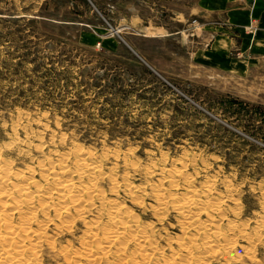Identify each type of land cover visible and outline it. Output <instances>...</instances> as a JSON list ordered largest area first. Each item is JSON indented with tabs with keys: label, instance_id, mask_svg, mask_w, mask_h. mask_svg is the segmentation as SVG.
<instances>
[{
	"label": "rangeland",
	"instance_id": "obj_1",
	"mask_svg": "<svg viewBox=\"0 0 264 264\" xmlns=\"http://www.w3.org/2000/svg\"><path fill=\"white\" fill-rule=\"evenodd\" d=\"M154 1L0 0V152L16 169L34 163L37 179L39 161L77 148L93 149L121 183L150 188L161 169L180 168L186 181L177 192L184 194L211 179L226 219L260 239L251 260L248 242L238 238L233 264H264V62H246L236 50L210 56L218 34L191 16L197 0ZM107 181L109 197L155 226L169 258L182 236L177 215L160 222L152 195L138 204L123 190L113 195ZM86 228L77 221L72 232L54 235L58 248L82 249ZM43 254L42 264H72L49 249Z\"/></svg>",
	"mask_w": 264,
	"mask_h": 264
},
{
	"label": "bare ground",
	"instance_id": "obj_2",
	"mask_svg": "<svg viewBox=\"0 0 264 264\" xmlns=\"http://www.w3.org/2000/svg\"><path fill=\"white\" fill-rule=\"evenodd\" d=\"M50 130L52 131V129ZM27 134L24 135L26 138L30 135ZM17 135H15L16 138H18ZM13 140L15 141V139ZM24 143V140H20L19 144ZM28 143L30 142L28 141ZM34 144L36 145V143ZM76 150V152L63 153L57 161H54V157L50 156L39 161V166L37 163V166L40 167L38 169L39 179H37L36 174L38 171L34 170V167L33 169L30 168L34 163L25 170L16 169L13 160L10 161L13 157L6 159V156L0 152V264H42L41 257L46 249L51 250L53 255L59 253L67 261L70 260L72 264H84L82 261H86L85 264H215L219 262L220 264H233L235 258L231 252L237 246L238 238L248 242L249 247L245 252L247 258L256 259L253 251L260 240L258 234L250 235L235 220L226 219V214L223 212L225 201L220 196H214L216 183L213 181L214 185L210 182L212 181L210 178H208L210 181L204 186L201 184L202 189L192 188L186 190L187 193L184 194L177 192L180 180L186 176L185 172L182 171L183 169L180 168L161 169V180L150 188L144 184L142 186L133 185L132 182L130 184L127 182L128 180L127 183H121L122 180L118 181L113 175L115 174L114 171L113 174L104 171L103 162L106 160H97L90 153L91 150L89 152L78 150V148ZM51 151L54 153L57 150ZM20 154L22 155V153ZM103 155L106 157L104 153ZM189 163L187 162L188 165ZM185 167L187 168V166ZM112 170L110 169V171ZM194 171L197 173V170ZM155 173V170L150 171L149 175ZM150 179L153 181L151 177ZM219 179L222 182L221 178ZM107 180L111 184V193L116 194V197L123 190V193L125 192L131 201L136 203L142 197L152 195L157 213L155 216H158L160 222H163L161 219L165 215L167 216L166 213H170V211L177 215L182 236L177 240V247L170 248L173 254L169 258L165 256L166 245L162 246L157 239L155 226L144 225L133 214L132 209L129 210L118 201L119 198L109 197L106 194L109 191L105 192L102 188V182ZM184 180L181 181L184 182ZM107 189L109 190V187ZM138 204H141L140 201ZM263 208L261 211L264 210ZM235 214L237 215V213ZM64 217L65 219H63ZM77 221L87 224L86 231H83L82 249H74V247L72 249L68 246V248L62 247V250L59 249V243L55 236L72 232ZM63 244L65 246V243ZM168 245L171 247L170 244ZM235 257L237 259L242 258L241 255Z\"/></svg>",
	"mask_w": 264,
	"mask_h": 264
},
{
	"label": "crops",
	"instance_id": "obj_3",
	"mask_svg": "<svg viewBox=\"0 0 264 264\" xmlns=\"http://www.w3.org/2000/svg\"><path fill=\"white\" fill-rule=\"evenodd\" d=\"M190 14L205 32L218 34L210 56L228 58L236 50L246 62H264V0H197ZM180 15L186 20V11Z\"/></svg>",
	"mask_w": 264,
	"mask_h": 264
},
{
	"label": "built area",
	"instance_id": "obj_4",
	"mask_svg": "<svg viewBox=\"0 0 264 264\" xmlns=\"http://www.w3.org/2000/svg\"><path fill=\"white\" fill-rule=\"evenodd\" d=\"M240 2H242V3H245L247 0H239Z\"/></svg>",
	"mask_w": 264,
	"mask_h": 264
}]
</instances>
